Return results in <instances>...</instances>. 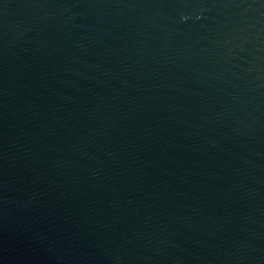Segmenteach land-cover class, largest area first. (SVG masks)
Returning <instances> with one entry per match:
<instances>
[{
  "label": "water",
  "instance_id": "1",
  "mask_svg": "<svg viewBox=\"0 0 264 264\" xmlns=\"http://www.w3.org/2000/svg\"><path fill=\"white\" fill-rule=\"evenodd\" d=\"M0 264H264V0H0Z\"/></svg>",
  "mask_w": 264,
  "mask_h": 264
}]
</instances>
